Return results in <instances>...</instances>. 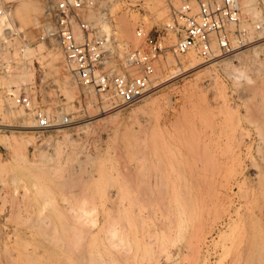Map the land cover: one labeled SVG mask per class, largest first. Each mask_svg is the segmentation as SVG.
<instances>
[{
    "label": "rangeland",
    "instance_id": "obj_1",
    "mask_svg": "<svg viewBox=\"0 0 264 264\" xmlns=\"http://www.w3.org/2000/svg\"><path fill=\"white\" fill-rule=\"evenodd\" d=\"M107 1L132 47L138 21L165 15L156 0ZM45 4L0 0L14 61L0 72V264H264V38L210 64L168 51L150 93L115 106L36 40ZM242 7L264 21V5Z\"/></svg>",
    "mask_w": 264,
    "mask_h": 264
},
{
    "label": "built area",
    "instance_id": "obj_2",
    "mask_svg": "<svg viewBox=\"0 0 264 264\" xmlns=\"http://www.w3.org/2000/svg\"><path fill=\"white\" fill-rule=\"evenodd\" d=\"M122 1L127 9L140 8L141 2ZM161 2L165 15L160 25L145 31L141 21L136 23L137 47L116 36L107 0H46L43 16L36 23V40L61 50L80 87L105 95L115 106H130L150 93L155 64L168 51L174 55L193 51L203 62L211 63L234 56L261 39L262 23L244 14L242 0ZM256 4L264 5V0H256ZM90 12L97 20L87 17ZM4 31L7 39L0 40L1 48L11 36L10 28ZM13 64L10 55H0L1 73L10 72ZM14 102L31 108L24 93L14 97ZM32 115L40 128L53 124L42 108L35 107Z\"/></svg>",
    "mask_w": 264,
    "mask_h": 264
},
{
    "label": "bare ground",
    "instance_id": "obj_3",
    "mask_svg": "<svg viewBox=\"0 0 264 264\" xmlns=\"http://www.w3.org/2000/svg\"><path fill=\"white\" fill-rule=\"evenodd\" d=\"M246 4V3H245ZM248 4V3H247ZM246 4V5H247ZM153 6H152V9L154 10V11H156L157 13L159 12V13H163V12H165V9L162 7V2H161V0H156V2L155 3H153L152 4ZM163 9V10H162ZM161 11H163V12H161ZM155 13V12H154ZM257 20V19H256ZM257 21H259V22H264V21H262V20H257ZM260 36H261V38H264V27H263V30H262V32H260ZM260 40V39H259ZM255 42H258V40L257 41H254L253 43H251L249 46H251L252 44H254ZM248 46V47H249ZM245 49H247V47L245 48ZM245 49H243V50H245ZM242 50V51H243ZM24 51V50H23ZM241 51V52H242ZM190 52H193V51H188V52H186V54H188V53H190ZM195 53V52H194ZM183 54H185V53H183ZM235 56V55H234ZM232 57V56H231ZM230 58V57H229ZM224 59H227V58H224ZM220 60H223V59H220ZM220 60H216V61H220ZM216 61H213V62H211V63H214V62H216ZM174 62V61H173ZM210 64V63H209ZM191 66H192V64H190ZM192 67H194V66H192ZM174 72V71H173ZM172 72V73H173ZM175 73V72H174ZM153 80H154V74H153ZM109 99V98H108ZM40 128V127H39ZM48 239V238H47ZM51 241V240H50Z\"/></svg>",
    "mask_w": 264,
    "mask_h": 264
}]
</instances>
